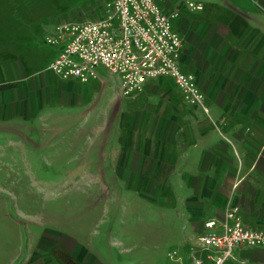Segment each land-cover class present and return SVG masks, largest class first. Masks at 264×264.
<instances>
[{
    "label": "crops",
    "instance_id": "obj_1",
    "mask_svg": "<svg viewBox=\"0 0 264 264\" xmlns=\"http://www.w3.org/2000/svg\"><path fill=\"white\" fill-rule=\"evenodd\" d=\"M197 1L201 10L177 3L173 29L181 38L180 69L194 75L207 111L187 103L170 77L130 96H121L116 85L110 101L117 107L113 121L121 133L110 153L115 171L126 172L125 185L137 194L163 191L162 200L178 201L176 214L191 247L209 232L206 221L214 220L213 231L221 232L234 206L243 225L264 231V0ZM103 3L92 0L88 7ZM91 13L64 20L93 18L97 10ZM14 61L18 68L0 61L2 125L15 124L3 119L6 114L24 116L51 101L82 104L81 85L106 83L100 67L97 77L78 90L74 79H59L47 69L30 73L20 59ZM21 120L17 125L30 121ZM123 125L127 138H122ZM226 264H264V249L236 247Z\"/></svg>",
    "mask_w": 264,
    "mask_h": 264
},
{
    "label": "rangeland",
    "instance_id": "obj_2",
    "mask_svg": "<svg viewBox=\"0 0 264 264\" xmlns=\"http://www.w3.org/2000/svg\"><path fill=\"white\" fill-rule=\"evenodd\" d=\"M90 1L0 0V61L18 68L20 59L30 73L46 69L59 52L44 42L57 35L52 21L99 14L102 5L91 8ZM179 1L166 0L174 8ZM100 77L104 86L85 83L80 90L75 81L85 94L82 104L51 101L24 116L6 114L14 125L0 123V264L188 261L178 201L162 200L163 191L137 194L126 187V172L113 167L110 153L121 134L110 102L117 79ZM22 117L30 121L17 125ZM127 129L121 126L122 138Z\"/></svg>",
    "mask_w": 264,
    "mask_h": 264
},
{
    "label": "built area",
    "instance_id": "obj_3",
    "mask_svg": "<svg viewBox=\"0 0 264 264\" xmlns=\"http://www.w3.org/2000/svg\"><path fill=\"white\" fill-rule=\"evenodd\" d=\"M165 2L107 0L93 18L54 21L57 35L46 36L44 42L60 48L46 69L59 79L84 83L96 78L100 67L117 78L121 96L140 92L160 77H170L187 103L207 111L194 75L180 69L181 38L172 25L179 11L164 10ZM186 8L201 10L203 5L188 0ZM237 212V206L226 212L231 222L225 223L221 232L213 231L214 220L204 223L209 232L190 248L186 264H226L236 247L264 249V231L243 225Z\"/></svg>",
    "mask_w": 264,
    "mask_h": 264
}]
</instances>
